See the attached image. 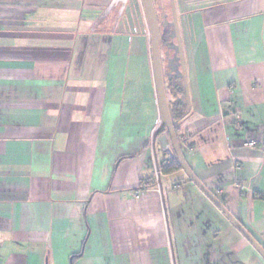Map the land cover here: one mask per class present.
Instances as JSON below:
<instances>
[{"label":"crops","instance_id":"crops-1","mask_svg":"<svg viewBox=\"0 0 264 264\" xmlns=\"http://www.w3.org/2000/svg\"><path fill=\"white\" fill-rule=\"evenodd\" d=\"M175 1L182 152L264 246V0ZM128 5L0 0V264H264L182 168L157 173L176 157Z\"/></svg>","mask_w":264,"mask_h":264},{"label":"water","instance_id":"water-1","mask_svg":"<svg viewBox=\"0 0 264 264\" xmlns=\"http://www.w3.org/2000/svg\"><path fill=\"white\" fill-rule=\"evenodd\" d=\"M143 10L144 18L148 27L150 37V53L155 79V86L160 110L161 122L156 132L154 133V140L165 129V132L171 142L175 153V159L179 162L182 170L186 173L188 178L192 180L196 186L213 202V204L227 217V219L237 228V230L250 242L256 251L264 258V246L248 231V229L226 208V206L219 200V198L212 192L195 174L186 161L182 152L176 126L171 113L168 102L166 84L164 79V72L161 59V27L160 19L157 15L154 0H140ZM170 9L172 15L173 30L176 38L177 49L180 60L181 72L186 89V96L189 102L188 83L186 76V59L182 43V35L178 21V11L175 0H170ZM158 168V164H157ZM159 174V173H158ZM159 176V175H158ZM161 187V184H160Z\"/></svg>","mask_w":264,"mask_h":264},{"label":"rangeland","instance_id":"rangeland-1","mask_svg":"<svg viewBox=\"0 0 264 264\" xmlns=\"http://www.w3.org/2000/svg\"><path fill=\"white\" fill-rule=\"evenodd\" d=\"M129 5L127 8V11H129V14H131V9L134 8L135 5H141L140 0H129ZM157 15L162 21L160 24L163 37H162V43H161V59H162V66H163V72H164V79L166 84V91H167V97L169 101V105H171L170 101V92L172 94H175L176 85H181V67H180V60L179 55L177 53V43L176 38L173 30V24H172V15H171V9H170V0H154ZM121 6V9L123 10L124 5ZM142 9V8H141ZM160 21V22H161ZM178 21L180 25V19L178 15ZM169 85L170 89L169 90ZM174 89V90H173ZM186 92V89H185Z\"/></svg>","mask_w":264,"mask_h":264},{"label":"trees","instance_id":"trees-1","mask_svg":"<svg viewBox=\"0 0 264 264\" xmlns=\"http://www.w3.org/2000/svg\"><path fill=\"white\" fill-rule=\"evenodd\" d=\"M128 2H129V0H127V4H128ZM161 23H162V21L160 22V24ZM162 37H163V33H162V30H161V43H162ZM177 53H178V49H177ZM180 73H181L180 74V77H181V85L180 86L179 85H176V88L177 89H175L176 90L175 94L178 91L185 92V84H184V80H183V75H182V72H180ZM170 86L171 85H169V90H171L170 89ZM176 131H177V134H178L177 127H176ZM164 132H165V129H163L160 134H162ZM158 169L161 171V173L167 174V173H172L174 171H177V170L181 169V166H180L179 162L176 159H166V160H163V161H159L158 162Z\"/></svg>","mask_w":264,"mask_h":264},{"label":"built area","instance_id":"built-area-1","mask_svg":"<svg viewBox=\"0 0 264 264\" xmlns=\"http://www.w3.org/2000/svg\"><path fill=\"white\" fill-rule=\"evenodd\" d=\"M248 146H256L257 143L255 140H248V142L245 143ZM157 173H159V171H157Z\"/></svg>","mask_w":264,"mask_h":264},{"label":"flooded vegetation","instance_id":"flooded-vegetation-1","mask_svg":"<svg viewBox=\"0 0 264 264\" xmlns=\"http://www.w3.org/2000/svg\"><path fill=\"white\" fill-rule=\"evenodd\" d=\"M158 171H159V174H160L161 171H160L159 169H158ZM194 184H195V183H194ZM214 194H215V193H214ZM215 195H216V194H215ZM216 196H217V195H216Z\"/></svg>","mask_w":264,"mask_h":264}]
</instances>
